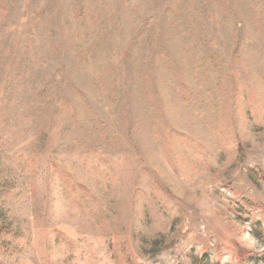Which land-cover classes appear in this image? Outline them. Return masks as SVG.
I'll use <instances>...</instances> for the list:
<instances>
[{"label": "rangeland", "instance_id": "obj_1", "mask_svg": "<svg viewBox=\"0 0 264 264\" xmlns=\"http://www.w3.org/2000/svg\"><path fill=\"white\" fill-rule=\"evenodd\" d=\"M0 264H264V0H0Z\"/></svg>", "mask_w": 264, "mask_h": 264}]
</instances>
